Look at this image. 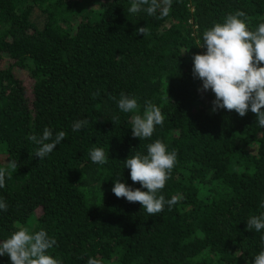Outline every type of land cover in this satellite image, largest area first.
Returning <instances> with one entry per match:
<instances>
[{"label":"trees","instance_id":"obj_1","mask_svg":"<svg viewBox=\"0 0 264 264\" xmlns=\"http://www.w3.org/2000/svg\"><path fill=\"white\" fill-rule=\"evenodd\" d=\"M131 0H0V241L20 227L46 230L60 264H253L264 229L247 219L264 212V128L250 110L211 112L193 55L202 35L236 11L249 30L264 23V0H172L166 17L128 11ZM245 19V17H241ZM149 33L137 35L138 27ZM264 66V65H262ZM135 97L136 113L118 108ZM161 108L151 138L132 136L145 101ZM113 116L119 117L112 122ZM87 119L79 131L73 121ZM45 127L66 138L44 159L29 136ZM161 140L177 153L160 194L179 195L150 216L117 198L114 180L135 188L124 160ZM102 147L104 164L89 151ZM142 191L147 189L141 188ZM0 264H11L0 256Z\"/></svg>","mask_w":264,"mask_h":264},{"label":"clouds","instance_id":"obj_2","mask_svg":"<svg viewBox=\"0 0 264 264\" xmlns=\"http://www.w3.org/2000/svg\"><path fill=\"white\" fill-rule=\"evenodd\" d=\"M172 0H131L128 11L132 14L145 12L149 16L166 17L171 9ZM245 17V19H241ZM135 32L143 36L149 33L147 26L138 27ZM200 48L206 52L193 55V77L202 81L200 92L211 90L215 99L211 102V112L220 109L235 110L244 117L249 110L255 114L259 126L264 128V23L255 30H249L246 24V13L236 11L226 16L223 23L214 25L203 32ZM118 108L124 112L136 113L138 101L124 92L120 93ZM119 117L113 116L112 122ZM162 110L152 101H145L143 114H135L131 118L132 136L149 139L155 126L163 125ZM88 124L87 119L73 121L72 130L79 131ZM66 132H55L45 127L42 134L29 136V140L38 147L35 157L40 160L49 155L65 138ZM93 163L104 164L108 156L102 147L89 151ZM177 153L168 151L159 139L147 145L146 154L137 151L124 160V168L130 170V178L139 182L141 188H133L118 177L114 180L112 192L117 198H126L128 202H139L144 210L152 216L163 211L165 204L169 210L181 199L173 195L166 200L160 194L170 178L175 166ZM19 167L17 160H9L6 167H0V188L5 187L8 170ZM264 208V201L260 204ZM7 203L0 199V210L7 211ZM247 229L260 232L264 229V212L252 215L247 219ZM264 241V236L261 237ZM56 244L44 229L30 232L25 227L14 231L9 238L0 241V256H8L11 264H60L48 254V250ZM86 264H102L95 257H89ZM253 264H264V248L255 255Z\"/></svg>","mask_w":264,"mask_h":264}]
</instances>
